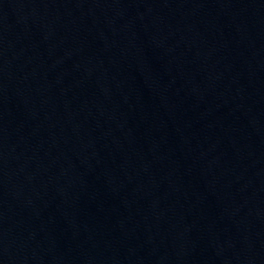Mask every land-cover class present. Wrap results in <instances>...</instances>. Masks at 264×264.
<instances>
[{"label": "water", "instance_id": "water-1", "mask_svg": "<svg viewBox=\"0 0 264 264\" xmlns=\"http://www.w3.org/2000/svg\"><path fill=\"white\" fill-rule=\"evenodd\" d=\"M0 264H264V0H0Z\"/></svg>", "mask_w": 264, "mask_h": 264}]
</instances>
